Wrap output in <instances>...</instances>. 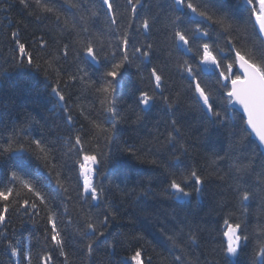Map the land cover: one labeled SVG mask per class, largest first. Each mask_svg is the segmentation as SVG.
<instances>
[{
    "label": "trees",
    "instance_id": "16d2710c",
    "mask_svg": "<svg viewBox=\"0 0 264 264\" xmlns=\"http://www.w3.org/2000/svg\"><path fill=\"white\" fill-rule=\"evenodd\" d=\"M42 3L53 11L43 12L36 8V13L41 17L36 20L34 16L27 15L32 8L24 9L19 0H0V8L7 9L0 11V144L8 140L13 130L20 129H23L21 142L25 146L33 140H40L49 149L50 165H55L54 172L60 173V179L68 192L57 187L55 175H48V169L42 161L27 153L0 159V188L11 186L9 175L10 171L15 170L45 195L48 208L65 241L68 264H122L124 258L133 255L137 249L142 251L144 264H148L149 256L152 258L151 264H179L175 261L176 256H182L185 261L198 260L199 264H226L224 258L214 250L225 243L224 220L229 218L228 213H234L229 218V222L234 223L244 210L246 216L241 219L246 222L250 239L233 260L234 264H251L256 244L252 233L258 220L264 222V202L257 197L242 208L228 189V184H234L235 177L239 175L235 171L236 165L252 164L259 172L264 166V151L252 135H248L250 131L247 126L227 104L223 90L216 83L218 73L202 78V86L208 85L215 89L216 106L223 117L221 123L205 133L206 118L188 90L186 74L176 68V62L183 60H188L195 67L199 62L194 54L195 44L203 42H214L213 54L218 58H233L234 53L228 51L227 34H221L220 28L207 20L194 19L186 8L178 11L174 0H140L135 14L128 0H109L113 6L112 12L108 11L103 0H42ZM192 3L213 16L227 17L234 25L230 34L237 47L244 48L258 59L264 56L262 38L256 29L254 17H250L245 0H192ZM177 15L181 16V27L187 28L189 35L197 24L210 33V37L195 41L193 53H187L183 48L177 50L169 39L172 34L171 21ZM113 16L116 24L111 23ZM145 18L150 23L149 32L140 26ZM65 20L68 22L67 28ZM72 25H75L74 30ZM17 26L22 42L26 43L34 56L39 55L41 64L49 51L69 44V56L61 61L63 67L68 73L77 75L83 74L78 72V68L83 69L88 74L86 79L90 78L96 84L89 88L79 79L68 81L65 75L63 79L67 81V86L61 85L65 101H59L52 91L55 74L46 80L42 71L30 66L19 67L18 61L12 59L18 56V52L10 34ZM84 28L88 31H82ZM236 28L240 30L236 31ZM125 31L129 38V55L133 45L141 47L151 43L153 49L147 60L133 57V63L122 70L123 79L116 92V110L121 119L108 148H104L103 141L100 143L101 149L108 151L111 159L106 167L103 163L93 166L94 169L98 168L93 174V183L98 189L103 188V192L99 193L98 201H92L90 197L82 195L83 177L77 163L82 159V154L76 150L69 152L66 139L71 136L74 143L75 136L80 134L86 140L91 134L90 120L111 128L109 114L101 104L103 97L94 91L95 86L103 83V73L108 65L103 61L94 64L86 57L75 60L74 50L81 45L73 44V41L99 36L104 41V51L110 52L109 42L115 45L118 33ZM40 38L48 41L45 48L40 47ZM189 43L193 44L191 38ZM221 48L224 52H220ZM117 51L118 55L122 54V49ZM169 52L172 53L171 59ZM153 67L164 70L167 78L165 96L176 100L177 92L182 95L169 109L157 94L154 105L141 112L142 106L136 103V99L140 91H151L154 86L150 79ZM66 107L73 116L71 124L67 122ZM137 115L141 116L139 121ZM172 119L178 121L177 127L181 132L179 135L173 133L176 140L168 143L166 137L171 131ZM81 125L84 126L83 131ZM181 143L187 148L186 154H181ZM128 145L142 148L140 155L145 160L155 159L157 163H140L130 157L123 151ZM32 147L35 145L32 144ZM85 149L101 160L95 143L86 144ZM175 155H180V159H173ZM192 167L204 176L210 173L228 174L226 182L213 174L202 186L200 194L177 199L168 188L171 174H186ZM187 190H192V182ZM21 194L26 198L31 197L26 189ZM69 196L71 199H68ZM12 199L14 197H10ZM105 215H109V226L89 257L86 252L88 240L80 235L85 228V218L90 216L93 223H98ZM47 217L43 205L38 214L25 215L23 209L6 214L5 225H0V231H7V239L0 237V264H28L22 256H10L8 240H12L14 246L30 252L32 264H42V257L46 254L53 257L49 264H65L64 257L59 255V248L50 239L51 225ZM190 231L197 234L196 244L188 240ZM169 236L173 237L176 244L168 239ZM110 244L114 247H110ZM128 264L132 262L128 261Z\"/></svg>",
    "mask_w": 264,
    "mask_h": 264
},
{
    "label": "snow or ice",
    "instance_id": "6c2138e0",
    "mask_svg": "<svg viewBox=\"0 0 264 264\" xmlns=\"http://www.w3.org/2000/svg\"><path fill=\"white\" fill-rule=\"evenodd\" d=\"M103 3L107 5L109 12L113 11V6L109 3V0H103ZM128 3L132 5V12L135 14L137 11L136 6L140 3V0H135V3H133V0H128ZM245 3L248 6L250 17L255 18V24L258 25L259 34L264 36V0H245ZM19 4L26 10L32 8V11H28L27 15L34 16L36 20H40L41 18L39 14L36 13V8H39L43 12L50 13L53 11L51 7L43 4L42 0H34L35 7H33V0H19ZM174 4L178 11L186 8L201 19L207 20L213 25H217L220 28L221 34H227L226 42L230 46L228 51L234 53V57L231 59L226 56L218 58L217 55L213 54L214 42L195 44V41L198 39L210 37V33L207 29L201 28L200 25L197 24L189 35V30L181 27L182 19L180 15H177L175 19L171 21L172 34L169 39H171L177 50L183 48L185 52L193 53V45L195 44L194 54L198 57V64L194 67L188 60L177 61L176 68L181 73L186 74L185 78L189 81L188 90L191 92L196 104L200 106L206 118L205 133H207L211 127L221 123L223 117L222 112L216 106V100L214 98L215 89L208 85L202 86V78L207 75H216L218 73L216 83L219 85V89L223 90V95L226 97L227 104L232 106L233 113L240 117V120L247 126V129L251 130L248 135L254 134L259 144L264 146V56L258 59L254 57L251 52L245 51L242 47H237V43L234 42L230 34L234 29V25L227 17L213 16L206 10H200L199 6L192 3V0H174ZM72 6L74 7L75 5ZM0 11H7V9L0 8ZM93 15H95V13H93ZM182 15H187V13H182ZM56 19L59 20L60 17L57 16ZM111 23L116 24L114 16L111 19ZM140 26L145 32L150 31V23L147 18L142 20ZM65 27H68L67 20H65ZM72 29H75V25H72ZM235 30L239 31L240 29L236 28ZM82 31L87 32L88 29L84 28ZM10 36L18 52V56H13L12 59L18 61L19 67L30 66L37 71H42L46 80L51 79L52 75L55 74V86L52 87V91L59 98V101H65V96L61 91V85L67 86V81L63 79L65 75L68 81L79 79L82 84L89 88L96 84V82L91 81L90 78L86 79L88 74L83 69L78 68V72L83 74L77 75L68 73L63 67L61 61L62 59L66 60L69 56V44H63L62 47L49 51L47 58L44 59L43 64H41L39 55L36 54L34 56L33 52L29 51L28 47H26V43L22 42L19 26L11 32ZM190 38L193 40V44L189 43ZM56 43L59 44V41H56ZM261 43L264 44V40H262ZM39 44L41 48H45L48 41L40 38ZM73 44L81 45L78 49L74 50L75 60L79 61L82 57H86L94 64H101L103 61L108 65L107 70L103 73V83L99 86H95L94 91L97 95L103 97L101 104L105 106V110L109 114L111 128H105L95 120H90L91 134L86 140L83 139L80 134L75 136L74 143L72 142L73 138L71 136L66 139L69 152L76 150L78 154H82V159L77 161L80 175L83 177L82 195L90 197L92 201H98L100 199L99 193L103 192V188L98 189L93 183V174L95 171H98V168L94 169L93 166H99L103 163L106 167L111 159L108 151L101 149L100 143L103 141L104 148H108L113 142L116 127L120 123L121 118H119L116 110V92L120 80L123 79L124 73L122 70L133 63V57L140 60H147L152 54L153 44L148 43L141 47L133 45V51L131 55H129V38L126 31L118 33L117 43L115 45L109 42L108 47L112 49L110 52L104 51V41L99 36L77 39L73 41ZM215 47H218V45ZM118 49H122L121 55H118ZM220 52H224V49L221 48ZM137 53L139 56H137ZM171 57L172 53L169 52V58L171 59ZM150 79L154 82L151 91H140L136 99V103L142 106L140 111L144 112L149 110L156 102L157 94H159L160 98L169 109L173 108L182 93H176V100H170L168 96L163 94L167 85V78L164 75L163 68L153 67L150 72ZM65 112L68 113L67 122L71 124L73 122V116L67 107L65 108ZM241 112L243 115H240ZM81 114L83 115V111ZM85 118L87 119V117ZM136 119L139 121L141 116L137 115ZM177 124L178 121L176 119L171 120V131L168 132L166 137L168 143H172L176 140V136H174L173 133L179 135L181 132ZM83 128L84 126L81 125L82 131ZM22 133L23 129L13 130L8 140L4 144H0V159L10 157L17 153L34 155L38 161L43 162V166L48 169V175L50 177L55 175L57 187L67 193L68 189L62 183L60 173L58 171L54 172L55 165H50L51 156L49 149H47L40 140H33L28 146H25V143L21 142ZM24 139L26 140L27 137L25 136ZM92 143L96 144L101 160L97 159L96 154L86 151L85 145ZM32 144L35 145L34 148ZM123 151L127 152L130 157L136 159L140 163H157L155 159L145 160L144 157L140 155L142 148L128 145ZM180 151L181 154L187 153V148L183 143L180 144ZM150 152L151 150L149 149V153ZM173 159L179 160L180 155L173 156ZM218 159H223V157H218ZM235 171L239 175L235 177L236 182L234 184H228V189L233 193L238 204L243 208L247 202L257 197L264 202V166L257 172L252 164H239L235 166ZM100 174L103 175V173ZM213 174L216 175L217 179L226 182L228 174L221 175L218 173H210L209 176H204L200 174L195 167H192L186 174L181 173L176 175L172 173L168 188L172 190L171 195L175 196L177 199L189 197L194 193L200 194L202 186ZM9 181L11 186L6 185L0 188V202H2V206H0V225H5L6 214L10 211L19 212L23 209L25 215H30L32 213L38 214L40 206L43 205V209L48 213V223L51 225L50 239L59 248V255L64 257L65 264H68V254L64 251L65 241L61 236L60 230L57 228L54 215L48 208L45 195H43L31 182L23 179L15 170L10 171ZM249 181H251V183H249ZM190 182H192L191 191L187 190ZM17 185H19V187H17ZM24 189L35 199L31 197L26 198V196L22 195L21 193ZM10 197H14V199L10 200ZM68 199H71V197L69 196ZM224 206H226V202ZM65 211L67 212V208H65ZM233 216L234 213H228L229 218ZM244 216H246V210L241 211L240 217H236V222L234 223H230L229 218L224 220L226 226V230L223 232L225 243H223L218 250L214 251H218V254L224 258L226 264H234L232 258L237 257L242 247L246 246L249 242L250 235L247 232L246 222L241 219ZM112 219H115V217L112 216ZM108 222L109 215H105L103 220L98 221V223H93L90 216L85 218V228L80 232V235L88 240L86 252L89 257L93 255L94 246L98 243L99 238L105 236V232L109 226ZM69 223H71V220H69ZM13 232H15V230H13ZM252 235L256 238V244L253 248L251 264H264V222L258 220ZM0 237L7 239V231H0ZM45 239H48L47 230ZM168 239L176 244L173 237L169 236ZM188 240L192 244H196L198 242L197 234L190 231ZM109 246L114 247V245L111 244ZM176 246L179 247L178 244ZM7 249L10 250V256L12 258L22 256L23 259L27 260L28 264H32L31 253L14 246L12 240H8ZM181 250L183 251V249ZM52 259L53 257L51 254H46L42 257V264H49ZM151 259L150 256L147 257L148 264H151ZM128 261H131L132 264H144L142 251L137 249L133 255L124 258L122 264H128ZM175 261L179 262V264H199L198 260L185 261L182 256H176Z\"/></svg>",
    "mask_w": 264,
    "mask_h": 264
},
{
    "label": "water",
    "instance_id": "95a60500",
    "mask_svg": "<svg viewBox=\"0 0 264 264\" xmlns=\"http://www.w3.org/2000/svg\"><path fill=\"white\" fill-rule=\"evenodd\" d=\"M191 13H192V12H191ZM192 15L195 16V17H198V16H196V15L193 14V13H192ZM256 27H257V29H258V25H256ZM258 32H259V29H258ZM260 36H261V35H260ZM261 37H262V39L264 40V36H261ZM241 113H242V112H241ZM242 114H243V113H242ZM248 130L251 131L250 129H248ZM252 137H253V138L258 142V144H259V141H258V139L255 137L254 134L252 135ZM259 145H260V144H259ZM260 147H261L262 150H264V146H261V145H260Z\"/></svg>",
    "mask_w": 264,
    "mask_h": 264
},
{
    "label": "rangeland",
    "instance_id": "374dc122",
    "mask_svg": "<svg viewBox=\"0 0 264 264\" xmlns=\"http://www.w3.org/2000/svg\"><path fill=\"white\" fill-rule=\"evenodd\" d=\"M232 259H234V258H232Z\"/></svg>",
    "mask_w": 264,
    "mask_h": 264
}]
</instances>
